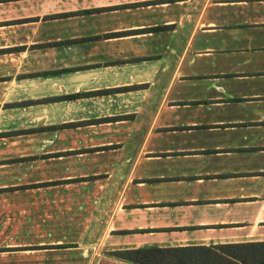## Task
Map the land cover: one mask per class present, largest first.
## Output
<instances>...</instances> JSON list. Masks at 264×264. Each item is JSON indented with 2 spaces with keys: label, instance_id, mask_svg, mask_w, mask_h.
Returning <instances> with one entry per match:
<instances>
[{
  "label": "crops",
  "instance_id": "1",
  "mask_svg": "<svg viewBox=\"0 0 264 264\" xmlns=\"http://www.w3.org/2000/svg\"><path fill=\"white\" fill-rule=\"evenodd\" d=\"M249 242L264 0H0V264Z\"/></svg>",
  "mask_w": 264,
  "mask_h": 264
},
{
  "label": "trees",
  "instance_id": "2",
  "mask_svg": "<svg viewBox=\"0 0 264 264\" xmlns=\"http://www.w3.org/2000/svg\"><path fill=\"white\" fill-rule=\"evenodd\" d=\"M162 27L154 28L159 30ZM133 264H264V242L216 246L145 247L114 252Z\"/></svg>",
  "mask_w": 264,
  "mask_h": 264
}]
</instances>
